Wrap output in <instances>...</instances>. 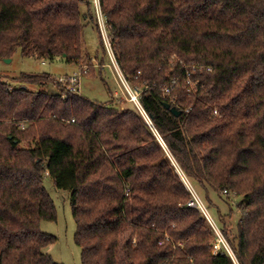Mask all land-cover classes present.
Here are the masks:
<instances>
[{
    "label": "trees",
    "instance_id": "16d2710c",
    "mask_svg": "<svg viewBox=\"0 0 264 264\" xmlns=\"http://www.w3.org/2000/svg\"><path fill=\"white\" fill-rule=\"evenodd\" d=\"M84 3L0 0V62L18 51L90 59ZM100 3L166 148L140 112L66 92L49 73L0 81V264H63L45 251L57 237L41 229L57 220L47 172L71 191L82 264H236L212 252L173 160L194 186L242 196L230 244L240 264H264V0Z\"/></svg>",
    "mask_w": 264,
    "mask_h": 264
},
{
    "label": "rangeland",
    "instance_id": "374dc122",
    "mask_svg": "<svg viewBox=\"0 0 264 264\" xmlns=\"http://www.w3.org/2000/svg\"><path fill=\"white\" fill-rule=\"evenodd\" d=\"M81 10L83 15L88 16V18H83V23L85 25V47L86 52L91 56L90 59L83 60L80 64L68 63L63 59L51 62L45 59L26 57L18 51L10 58V61H5L3 59V61L0 62V81L8 82L13 86H19L21 82L18 81V78L22 74L42 73L51 74L52 78L55 80L87 66L89 68V72L84 75L80 84V93L82 95L102 103H111L120 109H134L140 112L146 120L140 109L133 102L127 99V97H130L129 93L126 92L127 97L123 96V92L121 94V90L115 78L118 76V67H120L123 71L119 62L118 53L120 52L118 50V40L115 42L113 41L110 26L105 14L102 11L100 0H88V3L81 5ZM110 50H113L117 59V64L113 63L109 54ZM123 73L128 78L131 86L138 89L142 94L144 87L134 83L131 77L124 71ZM28 87L32 91L39 89L34 84H28ZM48 88L51 92L57 91V85L55 83H51ZM153 130L160 141H162L160 135L156 132L154 127ZM161 143L165 149V143L163 141ZM26 146H28L27 142L22 143V147ZM173 163L176 165L177 171L185 183L181 175L183 172L174 160ZM44 184L50 192L57 210L56 221L43 220L41 222V229L44 232L54 234L57 237L56 242L47 246L45 251L50 253L53 258L60 263L82 264V249L75 241L77 224L72 212L70 201L71 191L58 189L55 186L53 179L49 176V172L46 174ZM194 188L207 207L210 216L217 224L218 229L224 235L228 245L231 247L233 260L236 264H240L232 245L230 244V240H233L236 237L238 225L241 222L243 215V210L240 208L242 196L232 189H228L227 193L224 191L225 189L222 191H216L208 184H206L205 187L194 186ZM191 198L192 193L190 192L189 200H191ZM187 203L186 205L188 206ZM200 212L205 217V224L213 231V245V242L217 239V233L210 225L206 215L201 210ZM214 250L215 249L213 247L212 252L216 253Z\"/></svg>",
    "mask_w": 264,
    "mask_h": 264
},
{
    "label": "built area",
    "instance_id": "2783aa9c",
    "mask_svg": "<svg viewBox=\"0 0 264 264\" xmlns=\"http://www.w3.org/2000/svg\"><path fill=\"white\" fill-rule=\"evenodd\" d=\"M109 54H110V57H111L113 63L117 64V59L115 57L113 50H110ZM118 68H117L118 76H116L115 78H116L118 86L121 90V94L123 92V96L127 97V93H129L130 97H127V99L129 101L133 102L140 109V111L142 112V114L146 118L147 123L153 128L154 126L152 124V120H151L150 116L148 115V113L146 112V110L144 109V107L141 103V95L142 94L140 93V91L138 89H135L133 86H131L128 78L125 76V74L123 73L121 68L120 67H118ZM88 72H89V68L87 66H84L83 69H78L71 74H67L65 76L60 77L57 80L65 86L66 92L81 94L80 93V84L82 82L84 75H86ZM172 83H175V80H173ZM170 88H171V84L166 85L163 90L165 92H170ZM65 96H66V94H64V97ZM70 121L74 122L75 119H71ZM181 175H182V178L184 179V181L187 185L188 190L192 193V198L187 203L188 206L201 210L206 215V217L208 218V220L210 222V225L214 228V230L217 233V239L213 242V247L215 249L214 251L217 253V252L225 250L232 257L231 247L228 245L224 235L220 232L217 224L215 223L213 218L210 216L204 202L199 197L198 193L196 192L194 186L189 181V179L183 173H181ZM224 191L226 193L228 192L227 189H225Z\"/></svg>",
    "mask_w": 264,
    "mask_h": 264
},
{
    "label": "water",
    "instance_id": "95a60500",
    "mask_svg": "<svg viewBox=\"0 0 264 264\" xmlns=\"http://www.w3.org/2000/svg\"><path fill=\"white\" fill-rule=\"evenodd\" d=\"M5 61H10V58H5ZM165 107L170 109L173 114L179 116L182 113V110L178 109L176 106H172L170 103L165 102Z\"/></svg>",
    "mask_w": 264,
    "mask_h": 264
}]
</instances>
